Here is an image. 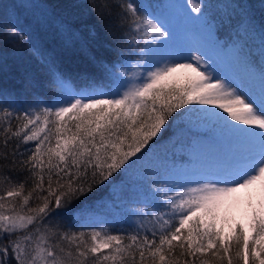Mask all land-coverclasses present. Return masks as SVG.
I'll use <instances>...</instances> for the list:
<instances>
[{
	"label": "snow or ice",
	"instance_id": "obj_1",
	"mask_svg": "<svg viewBox=\"0 0 264 264\" xmlns=\"http://www.w3.org/2000/svg\"><path fill=\"white\" fill-rule=\"evenodd\" d=\"M186 4L217 37L219 13L229 24L235 19V39L221 47L262 65L264 13L257 23L242 0ZM61 7L66 45L86 52L95 39L72 23L86 7L117 48L121 68L102 66L107 83L85 75L77 86L49 60L54 103L0 91V264H264V89L254 98L243 82L218 75L198 48L182 58L157 55L172 34L156 0H66ZM243 37L260 39V53L237 43ZM9 43L30 44L31 36L12 22L0 27V47ZM178 121L237 139L195 182L144 163ZM130 174L133 184L147 185L134 224L73 230L63 223L77 201L102 186L117 190ZM241 201L251 210L247 231L239 224L226 231L223 213Z\"/></svg>",
	"mask_w": 264,
	"mask_h": 264
},
{
	"label": "trees",
	"instance_id": "obj_2",
	"mask_svg": "<svg viewBox=\"0 0 264 264\" xmlns=\"http://www.w3.org/2000/svg\"><path fill=\"white\" fill-rule=\"evenodd\" d=\"M183 0H156L161 8V16L166 21L167 9L173 3H180ZM207 2V0H203ZM66 0H0V27L12 22H18V27L31 36V43L23 45L9 43L0 47V91L5 94L16 96L21 101H31L33 97H40L43 102L54 103L55 91L48 85V64L54 60L56 68L64 73L65 77L75 85L79 86L82 78L87 75L94 77L102 83V66L117 63L118 51L109 39L104 35L103 27L96 22L94 16L89 14L86 7L77 9L72 18V23L77 26V31L88 32L95 39L90 41L87 51H81L78 46H68L64 37L59 31L60 21L64 18L61 7ZM88 0H74L76 4H87ZM213 3H227L229 0H212ZM249 6L251 14L256 22L262 18L261 5L264 0H242ZM21 5H33V7H20ZM216 9H210L215 12ZM185 13V12H184ZM190 20L197 24L200 29L196 36L205 39L204 49L210 50L212 46L222 48L221 45L228 44L235 39V19L231 24L227 17L221 12L218 19H223V26H218L217 35L209 34L199 22L195 21L190 12ZM187 16V18L189 17ZM167 23V22H166ZM202 34H201V33ZM199 40V38H198ZM237 43L246 45L247 50L260 53L261 40L255 37H243ZM38 49L39 51H35ZM254 67V66H253ZM264 67V63L260 67ZM130 73L133 72L130 63L124 65ZM31 78L34 81L33 87H25V81ZM106 90V89H105ZM183 111V110H181ZM180 122H174L168 129V134L159 140L150 156L145 160L147 166H160L163 174L164 167L171 166L174 162L186 158L187 148L197 145L196 136L203 133L193 130L186 122L183 127ZM187 160V159H186ZM131 174L125 177L120 188L101 187L89 197L82 198L84 203L77 201L73 205V211L62 217L65 225L73 230L82 228L102 227L111 230L126 229L139 219L134 213L143 208L141 191L147 190V185L137 186L133 184ZM121 190L123 195H121ZM82 209L83 211L79 210Z\"/></svg>",
	"mask_w": 264,
	"mask_h": 264
},
{
	"label": "rangeland",
	"instance_id": "obj_3",
	"mask_svg": "<svg viewBox=\"0 0 264 264\" xmlns=\"http://www.w3.org/2000/svg\"><path fill=\"white\" fill-rule=\"evenodd\" d=\"M167 12L165 22L171 31L172 40L162 47L157 55H172L174 58H182L187 57L191 51L198 48L211 61L218 75L227 77L236 84L243 82L246 89H251L254 98L259 99L261 91L264 89V67L255 68L250 64L237 61L232 55L231 48L221 49L212 46L210 50L206 51L209 47L208 43L200 36H196L200 29L197 28L196 23L190 20L189 14H186L189 12L186 0L171 4ZM187 16L189 17L187 18ZM205 44L207 45L206 49H204ZM191 128L197 132H203L196 137L197 145L186 149L187 160L185 158L176 161L168 167L173 178L187 182H195L211 173L227 151L237 142V139L232 135L218 134L207 125ZM241 138L249 142L258 140L256 137ZM258 200L257 196L253 203L256 204ZM223 216L226 220V231L229 227L234 228L237 224L243 225L247 231L251 210L246 202L241 201L239 204L227 208Z\"/></svg>",
	"mask_w": 264,
	"mask_h": 264
}]
</instances>
